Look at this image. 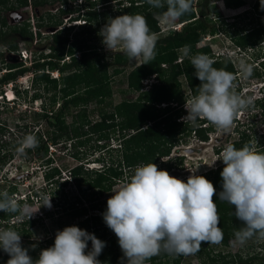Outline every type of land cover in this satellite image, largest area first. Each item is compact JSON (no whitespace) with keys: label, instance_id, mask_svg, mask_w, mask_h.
Segmentation results:
<instances>
[{"label":"trees","instance_id":"trees-1","mask_svg":"<svg viewBox=\"0 0 264 264\" xmlns=\"http://www.w3.org/2000/svg\"><path fill=\"white\" fill-rule=\"evenodd\" d=\"M217 1L223 2L228 7H238L243 3L242 0H194L191 12L181 16L177 21L179 27L162 33L157 16L162 14L164 9L152 8L145 0H85L79 5L80 7L74 9L68 5L57 8L56 12L44 11L38 15L35 13L36 8L47 4V0H0V55L4 52L19 54L18 42L31 43L35 37L41 38L43 34L38 30L39 28H43L44 32L47 31L45 37L49 39V42L45 44L46 52L43 53L42 50L37 52L38 49L34 53L29 52L31 58L27 67L23 66L21 61L12 62L0 58V72L3 70L0 73V86L8 81H14L26 71H30L32 74V87L37 82L41 84V89L39 90L37 87L33 95L40 100L42 113L39 119L44 126V129L36 127L30 133L36 136L39 146L34 149H26L24 154H20L17 152V148L25 136H18L3 121H0V170L15 152L17 155L25 157L26 160L38 159L45 164L51 163V159L47 155L48 145H54L60 141H69L70 143L82 131L81 124L75 125L73 121L66 122L65 114L70 109H75L76 115L80 117L95 113L96 119L93 126L109 123L116 119L119 121L120 129L131 130L132 132L127 138L120 140L121 143L123 145L129 143L135 149L143 144L141 147L143 149L132 152V154L125 152L122 160L127 161L126 165L129 167L150 162L155 163L159 157L166 155L171 146L175 144L176 138L170 130L165 129L167 124L164 117L156 120L161 115L158 112L162 113L168 110L170 104L181 105L185 100V94L181 91L167 94L166 86L170 88L174 85L176 76L179 75L178 67L181 68L180 62L182 61L181 70L186 71L189 91L192 95H196L201 81L196 77L190 60L197 53H205L201 49L190 51L187 57H179L177 49L187 45L192 50L201 37L218 30L217 23L220 16L216 6ZM62 3L65 4L66 0H62ZM23 7L32 10V17L8 23L6 19L8 12L21 10ZM71 13L74 15L72 16ZM122 14H141L146 18L151 32L158 37L156 56L151 63L139 66L142 63L141 60L125 77L126 89L139 91L137 97L132 100L121 99L113 110H108L112 103L108 68L111 67L114 72H119L133 61H130L119 50L106 54L96 52L95 49L89 47L87 40L91 34L99 31L100 26L104 25L108 18ZM65 16H68L66 18V21L69 22L67 25L62 24V19ZM232 17L233 19L247 20L243 28L236 33L237 39H234V45L238 51L246 54L247 59L244 60V63L253 68L251 76L247 79L255 80V83L259 85L261 96L255 102L264 110V9L260 6V0H254L248 8ZM80 21L82 22L80 23ZM76 53L77 57L74 56ZM64 56H68L69 60L61 61ZM178 58L179 61H176ZM210 58L215 61L214 67L223 68L235 74V64L230 57L217 54ZM46 70L56 71L58 76L51 77ZM148 77L154 81L145 88L142 81ZM143 94L145 97L141 98L140 95ZM0 95L2 97L1 92ZM160 103L163 105L160 106ZM46 104H50V110L45 109ZM88 105H90L89 109H87ZM210 130V127L195 129L194 136L198 140L205 141L207 132ZM254 137H256L254 144L247 139L246 142L229 141L227 145L231 143L236 148H240L247 144L253 150L264 153V132L257 136L254 135ZM166 144L168 145L164 146ZM223 167V161H219L213 168L197 174L205 176L216 189L213 199L218 206L219 226L223 230L222 243L216 245L202 243L200 250L193 254L197 259V264H247L248 262V258H244L238 253L230 254L222 252L221 249L215 250V247L226 246L230 240L235 239L234 232L242 227V222L233 215L234 206L232 207L219 199V193L222 191L220 172ZM53 171H55L53 172L55 175L59 176L57 170ZM67 171L68 175L62 178V182L73 180L72 188L80 191V175L88 173L89 169L78 164ZM100 204L102 206H100L98 217L93 218L96 220L92 224V234L104 241L105 247L97 259L101 264H126V260L122 259L123 252L117 236L104 220H100V218L103 219L102 214L106 211L107 200H102ZM84 214L85 209L80 207L73 216ZM80 224L84 226L83 221ZM61 225L64 228L67 226ZM84 228L86 227L84 226ZM54 241L55 236L46 237L41 241H33L30 240L28 234H21V244L28 249L33 260L39 258L42 249L53 246ZM32 245H36V247L33 248ZM91 247V241H88L86 252L91 250ZM171 256L162 251L146 262L161 264L163 261L168 263ZM9 258V255L0 249V264H7Z\"/></svg>","mask_w":264,"mask_h":264},{"label":"rangeland","instance_id":"rangeland-1","mask_svg":"<svg viewBox=\"0 0 264 264\" xmlns=\"http://www.w3.org/2000/svg\"><path fill=\"white\" fill-rule=\"evenodd\" d=\"M84 1L66 0L64 4L62 0H47V4L36 8L35 13L38 15L44 11L56 12L57 8L68 5L71 9H74L75 7H80L79 5L84 3ZM242 1V5L238 7H228L223 2L217 1L216 6L220 16L217 23L218 30L201 37L195 47L190 50L193 52L202 49L205 52L203 54L209 57L219 54L228 56L233 60L235 64V74H233L235 77L233 81L235 92L244 98L252 100V104L247 109L237 114L233 127L228 132H224L205 120H198L196 124H192L182 119V117L187 115L186 101L194 96L189 91L186 71L181 70L182 61L180 62L181 68L178 67L179 75L177 74L174 85L170 88L166 86L167 94L181 91L185 94V100L181 105L173 106L174 104H170L168 110L162 113L158 112L161 115L156 120L161 117L165 118L167 124L165 129L172 132L176 142L166 155L157 159L155 164L159 169L167 170L170 175L185 182L188 176L193 174L190 169H196L195 174L197 175L213 168L219 161H222L217 160L213 166H209L220 156L229 141L246 142L249 139V142L254 144L256 138L254 135L257 136L259 133L264 132V110L257 106L255 102L261 96V89L255 83V80L249 81L247 78L242 77L239 65L247 57L246 54L238 51L234 45V39H237L236 33L243 28L247 20L241 18L233 19L232 16L248 8L254 0ZM71 15L73 16L74 13H71ZM30 17H32V10L23 7L21 10L8 12L6 19L8 23H12L13 21H22ZM67 17H63L62 24L67 25L69 23L66 21ZM157 19L160 32L162 33L179 27L177 21L173 24H167L163 20L162 14L158 15ZM32 21L34 23L33 19ZM102 27L103 25L100 26L97 33L89 36L87 44H89L91 49H95L96 52L106 54L109 51L102 44V37L99 35ZM38 30L43 34L41 38L35 37L31 43L20 41L17 44V48L26 50L28 55L30 54L29 52L34 53L36 49H38L37 52L40 50L43 53L46 52L45 44L49 42V39L45 37L47 36V31L44 32L43 28ZM182 49H177L179 57H185L182 54ZM20 56V53L4 52L0 55V58L12 62L21 61L23 66H29L31 56L23 60L19 59ZM140 61H133V63L128 64L119 72H114L111 67L108 68L107 74L112 91V103L108 110H113L121 99L132 100L139 94V91H128L126 89L125 77ZM46 71L51 76L53 70ZM31 78V72L26 71L14 81H8L0 86L2 94V97H0V121H3L18 136L29 135L36 127L44 129L42 121L39 119L42 113L40 100L33 95L37 87L39 90L41 89V84L37 82L32 87ZM153 81L151 77H148L146 84H150ZM140 97H145V94L140 95ZM159 105L161 106L163 103ZM50 108V104L45 105L46 110H50ZM89 108L90 105L87 106V109ZM75 112V109H70L65 114V120L66 122L73 121L75 125L81 124L80 126H83L81 128L82 131L70 143L69 141H60L51 145L52 147L47 151L51 163L45 164L38 159L26 160L25 157L23 158L15 152L1 167L0 191H7L8 193L10 191L9 195L15 197L22 205H29L32 210H36L42 205L44 196H52V206L51 208L41 206L30 220L26 217L18 218L17 214L0 212V228H14L21 234H28L30 240L33 241H41L46 237L55 236L58 230H63L64 227L61 224H65V226L75 225L79 228L81 226L82 229L92 233V224L96 220L93 218L98 217L100 206H102L100 202L108 200L113 195L112 191L118 189L122 183L133 175L135 166H127V161H123L122 157L126 153L132 154V152L143 149L141 148L143 144L140 147L138 146V149H135L132 148L131 144L124 143L123 145L120 141L127 138L132 131L120 129L119 121L116 119L109 123L93 126L96 119L95 113L80 117ZM208 127L211 130L207 132L205 141L195 138V129H206ZM155 128L158 129L157 127ZM161 139L163 141L162 137ZM78 164H81L83 168L89 169L88 173L80 175V191L72 188L73 180L69 179L65 183L62 182V178L68 175L67 170ZM54 169L59 172V176L53 173L55 172L53 171ZM80 207L85 209V214L73 216ZM100 220L103 221L101 218ZM81 221H83L86 228L80 224ZM219 249L222 252L238 253L244 258H248L247 264H264V239L253 237L244 245L232 239L226 246L215 247V250ZM145 264L155 263L146 262ZM161 264H197V259L193 254L187 256L172 255L168 263L162 261Z\"/></svg>","mask_w":264,"mask_h":264},{"label":"clouds","instance_id":"clouds-1","mask_svg":"<svg viewBox=\"0 0 264 264\" xmlns=\"http://www.w3.org/2000/svg\"><path fill=\"white\" fill-rule=\"evenodd\" d=\"M145 2L152 8L164 9L162 18L167 24L191 12L194 4V0ZM260 6L264 9V0H260ZM99 35L107 51L119 50L130 61L142 60L139 66L155 59L158 37L141 14L110 17ZM189 52L185 45L182 54L187 57ZM190 62L201 83L197 94L186 101L187 115L182 119L192 124L206 120L218 130L228 132L237 114L247 109L252 100L235 92L233 74L214 67L215 61L208 55L197 53ZM239 68L243 78L251 76V65L241 61ZM38 146L36 136L29 134L20 141L17 152L24 154L26 149ZM217 160L224 164L219 199L234 206L233 215L242 222V227L234 232L235 240L244 245L253 237L264 239V153L247 144L236 148L230 143L209 166ZM190 171L193 174L185 182L153 162L140 164L127 181L112 191L102 215L118 238L126 264H145L162 251L169 255H192L202 243H222L223 230L213 199L216 189L205 176L196 175V169ZM51 198L44 196L41 206L51 208ZM40 207L32 210L7 191H0V212L30 220ZM88 241L92 247L86 252ZM104 247V241L85 229L66 226L56 232L54 245L42 249L39 258L33 260L21 244V233L14 228H0V249L10 257L7 264H101L97 257Z\"/></svg>","mask_w":264,"mask_h":264},{"label":"built area","instance_id":"built-area-1","mask_svg":"<svg viewBox=\"0 0 264 264\" xmlns=\"http://www.w3.org/2000/svg\"><path fill=\"white\" fill-rule=\"evenodd\" d=\"M19 53L21 54L20 56V59H25V58H29L30 57V54L28 55V53H26V50H19ZM75 57L78 56V54H74ZM69 60V57L68 56H64L63 59L61 61H68ZM176 61H179V58L176 60ZM57 75V72L56 71H52L51 72V77H56ZM153 76V75H152ZM147 82V79L143 80L142 83L144 84V87L147 88L148 87V84H146ZM52 146L49 144L48 145V149H50Z\"/></svg>","mask_w":264,"mask_h":264}]
</instances>
